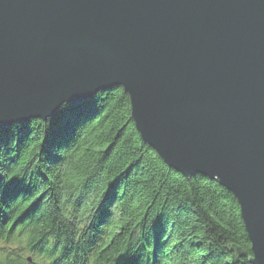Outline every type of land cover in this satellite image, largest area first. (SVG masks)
Instances as JSON below:
<instances>
[{
	"label": "water",
	"instance_id": "95a60500",
	"mask_svg": "<svg viewBox=\"0 0 264 264\" xmlns=\"http://www.w3.org/2000/svg\"><path fill=\"white\" fill-rule=\"evenodd\" d=\"M110 88L166 164L234 194L264 264V0H0V126Z\"/></svg>",
	"mask_w": 264,
	"mask_h": 264
},
{
	"label": "trees",
	"instance_id": "16d2710c",
	"mask_svg": "<svg viewBox=\"0 0 264 264\" xmlns=\"http://www.w3.org/2000/svg\"><path fill=\"white\" fill-rule=\"evenodd\" d=\"M237 198L147 144L123 88L0 126V264H252Z\"/></svg>",
	"mask_w": 264,
	"mask_h": 264
}]
</instances>
